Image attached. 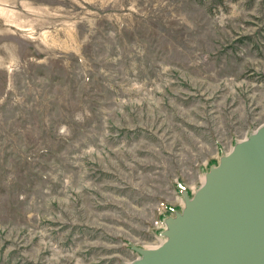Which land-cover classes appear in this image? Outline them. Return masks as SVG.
I'll return each mask as SVG.
<instances>
[{
  "label": "rangeland",
  "instance_id": "obj_1",
  "mask_svg": "<svg viewBox=\"0 0 264 264\" xmlns=\"http://www.w3.org/2000/svg\"><path fill=\"white\" fill-rule=\"evenodd\" d=\"M4 4L0 264L139 259L264 125V0Z\"/></svg>",
  "mask_w": 264,
  "mask_h": 264
},
{
  "label": "water",
  "instance_id": "obj_2",
  "mask_svg": "<svg viewBox=\"0 0 264 264\" xmlns=\"http://www.w3.org/2000/svg\"><path fill=\"white\" fill-rule=\"evenodd\" d=\"M209 168L153 249L129 264H264V125Z\"/></svg>",
  "mask_w": 264,
  "mask_h": 264
},
{
  "label": "flooded vegetation",
  "instance_id": "obj_3",
  "mask_svg": "<svg viewBox=\"0 0 264 264\" xmlns=\"http://www.w3.org/2000/svg\"><path fill=\"white\" fill-rule=\"evenodd\" d=\"M2 1H4V3H5V2L10 3L9 7L12 8V9H7V11H9L10 13L13 12V13H15V14L18 13V11H17V3H18V0H0V10H2V9L5 10V8H3L4 5H5V7L8 6V4L1 3ZM2 5H3V6H2ZM4 10H3V11H4ZM4 14H5V12H4ZM8 16H10V15L8 14ZM13 16H16V15H13ZM0 18H1V17H0ZM14 21H16L15 17H14ZM9 25H10V26H14V25H12V24H9Z\"/></svg>",
  "mask_w": 264,
  "mask_h": 264
},
{
  "label": "bare ground",
  "instance_id": "obj_4",
  "mask_svg": "<svg viewBox=\"0 0 264 264\" xmlns=\"http://www.w3.org/2000/svg\"><path fill=\"white\" fill-rule=\"evenodd\" d=\"M203 180H204V177H203Z\"/></svg>",
  "mask_w": 264,
  "mask_h": 264
}]
</instances>
